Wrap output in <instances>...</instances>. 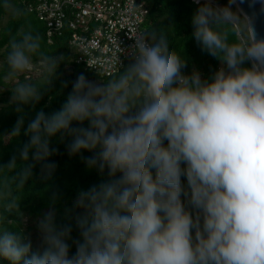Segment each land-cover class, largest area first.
Instances as JSON below:
<instances>
[{
  "label": "clouds",
  "instance_id": "1",
  "mask_svg": "<svg viewBox=\"0 0 264 264\" xmlns=\"http://www.w3.org/2000/svg\"><path fill=\"white\" fill-rule=\"evenodd\" d=\"M193 3L191 36L219 61L210 74L185 71L183 44L178 51L166 31L148 28L134 36L126 66L117 58L118 73L99 81L79 74L60 109H41L28 122V141L0 164V260L264 264V0ZM0 11L25 14L17 0H0ZM37 60L41 79L8 88L20 114L11 138L24 126V106L51 89L64 59L48 54L30 25L9 36V76L33 71ZM54 137L70 138L68 155L102 179L78 193L73 208L83 211L74 224L58 222L54 208L38 217L34 247L18 193L36 164L55 169Z\"/></svg>",
  "mask_w": 264,
  "mask_h": 264
},
{
  "label": "trees",
  "instance_id": "2",
  "mask_svg": "<svg viewBox=\"0 0 264 264\" xmlns=\"http://www.w3.org/2000/svg\"><path fill=\"white\" fill-rule=\"evenodd\" d=\"M138 1L143 2L149 11L142 26L143 30L156 28L166 31L178 51L183 52V44L184 53L188 57V67L185 71L190 72L195 67L206 76L219 67V61L202 52L191 36V16L196 8L193 0ZM17 3L24 9L25 14L23 16L13 17L0 11V164H6L12 155L16 154L22 145L28 141L29 137L24 134V129L28 122L35 117L36 112L43 109L48 113L60 109L68 93L72 90L71 81L79 74L83 73L88 79L97 81L101 76L85 65L77 63V52L71 44L73 31L68 25L61 35L56 34L53 39H50L47 35L46 22L29 10L27 2L17 0ZM29 25L41 35L44 50L50 55L63 56L64 60L59 64L57 76L52 82L51 89L44 93L42 99L35 106H24V126L20 135L11 138L9 134L15 127L20 114L15 111V105L10 103L11 90L8 88L14 86L18 80L41 79L39 60L35 62L37 66L33 71L24 73L22 76H9L3 67L9 36L20 28ZM130 61H127L124 66ZM112 76L101 77L108 79ZM65 82H68L66 88L62 87ZM68 140L70 138L61 142L58 138H53L51 146L58 149V152L49 159L55 162V169L51 173L42 172L40 165L36 164L33 168L32 178L27 182L25 188L18 193V199L21 200L20 210L25 217L24 231L33 240L34 247L40 240L36 227L38 217L50 208H54L58 222L74 224L75 216L83 211L73 208L78 193L93 184L99 183L102 179L95 169L90 170L86 167L79 155H68L65 148ZM83 154L85 156L92 155L87 150H84ZM53 196L56 197L54 202ZM18 223L15 217L9 218L10 225H17ZM73 236H77L75 229ZM72 251H75L74 247ZM0 264H8V262L0 260Z\"/></svg>",
  "mask_w": 264,
  "mask_h": 264
},
{
  "label": "built area",
  "instance_id": "3",
  "mask_svg": "<svg viewBox=\"0 0 264 264\" xmlns=\"http://www.w3.org/2000/svg\"><path fill=\"white\" fill-rule=\"evenodd\" d=\"M46 22L50 39L73 31L77 63L101 76H112L131 60L134 36L143 31L148 8L138 0H22Z\"/></svg>",
  "mask_w": 264,
  "mask_h": 264
},
{
  "label": "water",
  "instance_id": "4",
  "mask_svg": "<svg viewBox=\"0 0 264 264\" xmlns=\"http://www.w3.org/2000/svg\"><path fill=\"white\" fill-rule=\"evenodd\" d=\"M244 7L247 8V3H245ZM258 27L264 28V17H262V18L258 21Z\"/></svg>",
  "mask_w": 264,
  "mask_h": 264
},
{
  "label": "rangeland",
  "instance_id": "5",
  "mask_svg": "<svg viewBox=\"0 0 264 264\" xmlns=\"http://www.w3.org/2000/svg\"><path fill=\"white\" fill-rule=\"evenodd\" d=\"M13 82H16V80H13Z\"/></svg>",
  "mask_w": 264,
  "mask_h": 264
}]
</instances>
